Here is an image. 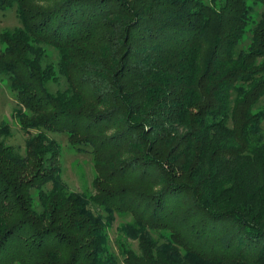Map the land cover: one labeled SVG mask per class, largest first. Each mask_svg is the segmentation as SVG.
<instances>
[{"label": "trees", "instance_id": "obj_1", "mask_svg": "<svg viewBox=\"0 0 264 264\" xmlns=\"http://www.w3.org/2000/svg\"><path fill=\"white\" fill-rule=\"evenodd\" d=\"M251 1L0 0L20 22L0 35V73L26 136L22 153L0 128V264H264ZM49 133L91 154L93 195L63 181ZM109 213L132 216L138 251H110Z\"/></svg>", "mask_w": 264, "mask_h": 264}, {"label": "rangeland", "instance_id": "obj_2", "mask_svg": "<svg viewBox=\"0 0 264 264\" xmlns=\"http://www.w3.org/2000/svg\"><path fill=\"white\" fill-rule=\"evenodd\" d=\"M254 2V0H252ZM251 1V2H252ZM250 2V3H251ZM253 2L251 5H253ZM264 7L262 4L256 5L253 11V18L258 19ZM20 27V22L15 9L7 11L0 10V35L7 31ZM4 46L0 43V53ZM47 56L52 64L58 61L57 54L53 50H47ZM53 91L62 88V83L50 84ZM18 101L15 91L10 86L8 78L0 73V128L9 125L12 137L6 140L11 146L18 148L22 153L25 151L26 136L22 133L19 122L15 118V111L18 109ZM264 107V99L262 103ZM5 124V125H4ZM51 139L57 140L61 147L60 166L63 181L71 190L93 195V181L96 177L95 166L91 154L87 152H77L71 147L66 135L49 133ZM112 214H106L108 248L111 252L117 253L120 244H126L129 248L138 251V242L127 235V226L134 225L135 220L128 214H113V219H109Z\"/></svg>", "mask_w": 264, "mask_h": 264}]
</instances>
